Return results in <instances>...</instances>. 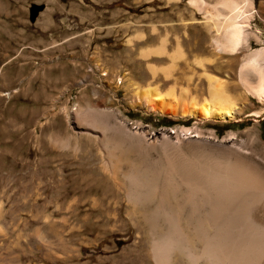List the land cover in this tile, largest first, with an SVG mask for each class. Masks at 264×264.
<instances>
[{
    "label": "rangeland",
    "instance_id": "374dc122",
    "mask_svg": "<svg viewBox=\"0 0 264 264\" xmlns=\"http://www.w3.org/2000/svg\"><path fill=\"white\" fill-rule=\"evenodd\" d=\"M201 1L209 12L189 0H0V264H157L158 197L131 200V175L173 204L168 162L236 158L264 176V98L239 82L258 53L264 74V0L233 53L217 32L231 13ZM206 75L245 105L239 120L178 113L209 100Z\"/></svg>",
    "mask_w": 264,
    "mask_h": 264
},
{
    "label": "bare ground",
    "instance_id": "6f19581e",
    "mask_svg": "<svg viewBox=\"0 0 264 264\" xmlns=\"http://www.w3.org/2000/svg\"><path fill=\"white\" fill-rule=\"evenodd\" d=\"M189 1L198 11L209 12V7L201 0ZM219 4L229 10L231 16L221 23L218 20L217 32L223 34L224 40L218 48L219 51L233 53L244 41L242 24L250 16L253 1L219 0ZM158 52L165 54V47L162 46ZM182 56L178 48L170 59L176 62ZM262 57L260 53L255 55L239 73L243 89L257 100L264 98V74L259 65ZM252 72L257 74L255 79L250 75ZM206 79L209 100L201 106L191 104L176 111L196 120H239L245 105H238L219 79L211 75H206ZM143 94L153 96L154 107L165 111L168 104L165 101L168 100L160 99L152 89ZM253 115L260 116L257 113ZM190 160L179 164L168 162L165 168V180L177 182L176 193L180 196L176 204L166 196L163 185V190H159L156 181L137 173L128 178L131 200L141 202L144 198L158 197L155 210L152 209L154 225L151 227L150 251L154 262L172 264L175 255H180L187 264H264L263 174L236 158Z\"/></svg>",
    "mask_w": 264,
    "mask_h": 264
}]
</instances>
